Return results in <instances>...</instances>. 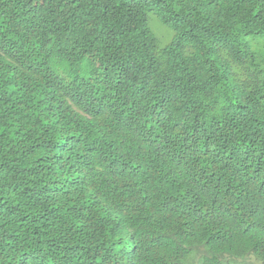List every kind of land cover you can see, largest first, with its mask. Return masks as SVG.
<instances>
[{
	"label": "trees",
	"instance_id": "obj_1",
	"mask_svg": "<svg viewBox=\"0 0 264 264\" xmlns=\"http://www.w3.org/2000/svg\"><path fill=\"white\" fill-rule=\"evenodd\" d=\"M0 264H264V0H0Z\"/></svg>",
	"mask_w": 264,
	"mask_h": 264
},
{
	"label": "rangeland",
	"instance_id": "obj_2",
	"mask_svg": "<svg viewBox=\"0 0 264 264\" xmlns=\"http://www.w3.org/2000/svg\"><path fill=\"white\" fill-rule=\"evenodd\" d=\"M150 27L158 38L161 46H165L169 41L171 42L172 34L170 28L162 24L154 15L150 16ZM252 263V262H251Z\"/></svg>",
	"mask_w": 264,
	"mask_h": 264
}]
</instances>
